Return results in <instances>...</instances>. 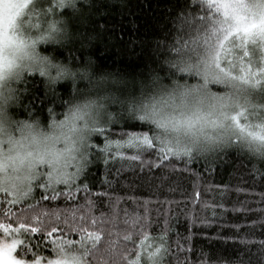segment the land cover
Returning a JSON list of instances; mask_svg holds the SVG:
<instances>
[{
	"label": "clouds",
	"instance_id": "obj_1",
	"mask_svg": "<svg viewBox=\"0 0 264 264\" xmlns=\"http://www.w3.org/2000/svg\"><path fill=\"white\" fill-rule=\"evenodd\" d=\"M112 2L123 5L124 0ZM92 4L0 0V191L26 201L44 177L53 186L74 184L89 165L90 146L100 130L123 119L146 122L152 140L180 157L238 148L264 163V0H211L216 38L195 52L177 49L165 57L166 72L150 68L135 76L97 70L91 54L81 61L44 50L74 41L79 49H90L96 33L74 31L73 21ZM240 24L255 27L232 33L218 57L220 41ZM29 74L38 75L51 91L71 82L72 94L55 117L14 111ZM112 227L102 229L105 236L88 257L72 245L46 259L125 264V245L111 238ZM150 264L161 262L154 258ZM257 264H264V249Z\"/></svg>",
	"mask_w": 264,
	"mask_h": 264
},
{
	"label": "trees",
	"instance_id": "obj_2",
	"mask_svg": "<svg viewBox=\"0 0 264 264\" xmlns=\"http://www.w3.org/2000/svg\"><path fill=\"white\" fill-rule=\"evenodd\" d=\"M207 22L198 0H124L123 5L93 0L82 18L73 21V27L76 32L96 33V43L90 49H79L74 41L68 47L44 50L81 61L85 54H91L97 70L117 69L135 76L156 68L163 73L166 66L162 61L177 49L195 52L203 47ZM20 90L22 100L14 111L47 120L63 109L72 85L63 82L51 91L38 75L29 74ZM149 129L146 122L134 119H123L103 129L90 146L88 167L68 185L75 199L62 196L54 202L45 201L47 193L35 188L26 201L14 206L0 204V223L11 222L13 228H19L12 217L38 200L46 205L44 211L64 212L79 204L82 207L77 209V216L83 213L88 220L94 218L97 224H89V231L100 232L101 240L105 236L101 227L114 225L111 238L125 245L126 264L137 260L142 264L140 251L147 239L155 247L161 239L165 241L167 251L161 253V264H177V260L180 264H257L264 249V199L260 195L264 194V163L253 161L238 148H228L209 156L191 155L190 164L188 156L161 157V166V162L153 163L157 152L137 151L123 143L128 133L147 132L152 138ZM108 141L122 143L109 145ZM161 147L156 144L157 151ZM136 156L140 159H134ZM141 160L148 163L141 164ZM73 186L84 190L76 191ZM221 189L227 193L224 199ZM4 200L0 194V202ZM85 200L90 205L85 206ZM18 231L24 245L17 247L19 257L33 260L51 253L42 233L26 236L20 228ZM65 236L80 237L67 232Z\"/></svg>",
	"mask_w": 264,
	"mask_h": 264
},
{
	"label": "snow or ice",
	"instance_id": "obj_3",
	"mask_svg": "<svg viewBox=\"0 0 264 264\" xmlns=\"http://www.w3.org/2000/svg\"><path fill=\"white\" fill-rule=\"evenodd\" d=\"M211 2V0H210ZM255 27V24H240L237 27L232 29V32H229L227 36L224 37L223 40L220 41V49H218L217 55L218 57L221 55V52L223 50V45L226 40H228L232 33L234 32H249L252 28ZM237 40L239 41V37H237ZM247 55V52L244 53ZM219 62V61H218ZM257 84L260 83V80L255 81ZM100 131H104L101 129ZM128 139L126 141H123V143H127L130 148H135L137 151H152L157 152L156 155V161H153V163L161 162V157L164 159H167L168 156H178V154L174 153V151L171 148L161 147L157 151L156 144L153 143L152 138L149 137L147 132L143 133H128ZM116 143L117 145L121 144V141H108V144ZM107 148V145H106ZM188 163L190 164L192 162V156L188 155ZM134 159L139 160L140 157L136 156ZM141 164L148 163L147 161H140ZM162 166V162H161ZM43 181V182H41ZM76 191H83V188H79L76 186ZM86 187V186H85ZM36 188L43 190L47 193L46 196H44L45 201H57L60 197H71L75 199L74 197V191L73 188L68 187V184L63 185L60 189H57L54 187L51 182L47 179V177H44L41 179ZM223 195L221 196V199H224L226 196V190L221 189L220 190ZM0 194H3L5 197V200L0 202V204H10L15 205L17 203H21L23 201H18L14 199L11 195V193H5L3 191H0ZM196 195H199V193H196ZM261 198L264 199V194H260ZM90 201L85 200V206L90 205ZM82 206L79 204H76L72 209L65 210L64 212L60 211H52L47 210L44 211L43 209L46 208V205L42 203V201H37V203L33 205H28L27 208L21 209L18 211L15 216L12 217V220L19 225V228L22 231V235H26L29 233H37L40 232L44 235L46 239H48V242L51 245L52 251H55L57 248H60L63 250L65 246H72L76 245L78 247H81L84 249V256L88 257L90 254V249L94 248L100 239V232H92L89 231V224L93 227L96 226L97 221L93 218L91 220H88L85 218L83 213H80L79 216H77V209L81 208ZM221 210H223V206H219ZM7 219V217H6ZM20 221H24L23 223H20ZM104 221H101V224L103 225ZM32 224H35L36 227H33ZM148 224H151V220L148 221ZM247 226V225H244ZM14 225L13 223H0V229L3 230L4 233L11 232L12 235H16L15 232H12ZM140 227H145L143 225V221H141ZM102 227L100 231L102 232ZM73 234L78 233L80 238L78 240L69 239L67 236H65V233ZM146 238V237H145ZM29 244L31 242V236H28ZM21 244V242L17 239H11L7 243L0 242V262L2 264H80L79 259L69 261L67 259L61 260H49L40 256H36L33 260H27L24 258H18L20 256L19 253H16L17 245ZM24 245L21 244V247ZM177 248L179 249V245H177ZM167 248L165 247V241L161 239L159 246L156 247L155 252H149L148 258L149 260H152L157 253L166 252ZM16 253V255H14ZM127 259V252L124 253V261L126 264ZM85 264H87V261H85ZM132 264H138L137 261H133ZM177 264H180L179 260H177Z\"/></svg>",
	"mask_w": 264,
	"mask_h": 264
},
{
	"label": "rangeland",
	"instance_id": "obj_4",
	"mask_svg": "<svg viewBox=\"0 0 264 264\" xmlns=\"http://www.w3.org/2000/svg\"><path fill=\"white\" fill-rule=\"evenodd\" d=\"M198 2H199V4H200L201 8H203V10H204V12H205V14H206V19L208 20L207 25H205L206 33H205L204 36H203V41H205V42L203 43V47H205L206 45L209 44L208 42H209L210 39L213 41V40L216 38V34H215V31H214V25H215L216 22H215V20H214V18H213V10H212V8H211L210 0H198ZM211 35H212V36H211ZM211 37H212V38H211ZM215 87L220 88V87H222V86H220V85H215ZM41 182H43V181H41ZM58 186H61V185H57V186H54V187H58ZM18 229H19V228H13V229L11 230L12 232H15L16 235H12L11 232H9V233H4L3 230L0 229V239H3V238H5V237H7V238H8V242H9L11 239H17V240H19L20 242H22V238H20L19 235H18V232H19ZM68 238H69V239L78 240L80 237H77V238H75V237H68ZM148 240H149V239H147V240L145 241V242H147L146 245H144V244H145V242H144V244H143L142 247H141L140 257H139V259H140V261L142 262V264H145V263H149V264H150V260H149V258H148V253H149V252H155V249H156L155 245H153V243L150 242V241H148ZM18 245H19V244H18ZM18 245H17V247H18ZM14 255H16V253H14ZM161 256H162L161 253H157L156 256H155L154 258H155V259H156V258L160 259ZM40 257H42V256H40ZM18 258H21V257L18 256ZM43 258H44V257H43ZM154 258H153V259H154ZM0 264H2V262H0Z\"/></svg>",
	"mask_w": 264,
	"mask_h": 264
}]
</instances>
